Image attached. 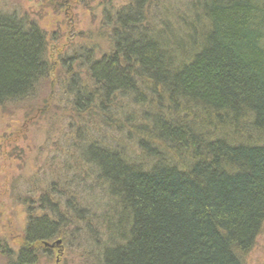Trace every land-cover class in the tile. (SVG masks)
<instances>
[{"label": "trees", "instance_id": "1", "mask_svg": "<svg viewBox=\"0 0 264 264\" xmlns=\"http://www.w3.org/2000/svg\"><path fill=\"white\" fill-rule=\"evenodd\" d=\"M110 10L105 52L57 58L63 151L12 195L25 221L0 234V264H37L67 237L85 264H245L264 223V0ZM47 53L43 29L0 12L3 114L42 105Z\"/></svg>", "mask_w": 264, "mask_h": 264}, {"label": "rangeland", "instance_id": "2", "mask_svg": "<svg viewBox=\"0 0 264 264\" xmlns=\"http://www.w3.org/2000/svg\"><path fill=\"white\" fill-rule=\"evenodd\" d=\"M126 0H0V12L18 13L44 30L47 40V58L54 67L49 76L52 84L42 86L35 103H42L28 116L26 104L11 108L3 114L0 110V234L15 241L25 221L19 200H12L15 192L25 197L24 186L30 180L40 179L51 166H57L60 133L66 132L64 107L60 101L59 78L56 71L62 69L57 58L63 53L87 44L97 53L107 49V31L103 28L106 10L121 6ZM110 10V11H111ZM54 92V93H53ZM53 93V94H52ZM44 105L48 107H44ZM26 108V107H25ZM51 112V113H50ZM131 156L138 150L129 146ZM16 195V194H15ZM55 238V247L49 258L41 256L37 264H85L84 240ZM71 240V242H70ZM78 244H77V243ZM48 243V244H49ZM13 244V243H12ZM245 264H264V223L244 260Z\"/></svg>", "mask_w": 264, "mask_h": 264}, {"label": "water", "instance_id": "3", "mask_svg": "<svg viewBox=\"0 0 264 264\" xmlns=\"http://www.w3.org/2000/svg\"><path fill=\"white\" fill-rule=\"evenodd\" d=\"M59 244H60L59 240L55 241L54 243H49V244L44 242V246L46 247H55L56 245H59Z\"/></svg>", "mask_w": 264, "mask_h": 264}]
</instances>
